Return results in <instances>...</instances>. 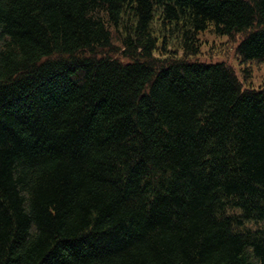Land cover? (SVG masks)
Instances as JSON below:
<instances>
[{
  "label": "trees",
  "instance_id": "trees-1",
  "mask_svg": "<svg viewBox=\"0 0 264 264\" xmlns=\"http://www.w3.org/2000/svg\"><path fill=\"white\" fill-rule=\"evenodd\" d=\"M209 29L264 64V0H0V264H264V87Z\"/></svg>",
  "mask_w": 264,
  "mask_h": 264
},
{
  "label": "rangeland",
  "instance_id": "rangeland-1",
  "mask_svg": "<svg viewBox=\"0 0 264 264\" xmlns=\"http://www.w3.org/2000/svg\"><path fill=\"white\" fill-rule=\"evenodd\" d=\"M200 37L202 40L201 52L197 57H191L190 59H198L199 61L209 63L223 62L234 69L240 81L243 82L244 87H253L256 89L264 87V64L260 66H256L255 64L249 65L252 71L251 78H247L244 74L243 66L240 64L236 54V47L239 40H237L238 42H233L227 36L216 35L210 29L202 33ZM156 56H159V54H156ZM260 225L251 224L250 226L257 228Z\"/></svg>",
  "mask_w": 264,
  "mask_h": 264
}]
</instances>
